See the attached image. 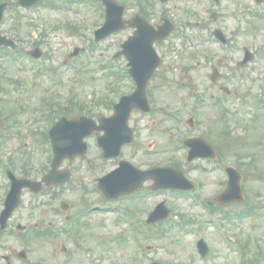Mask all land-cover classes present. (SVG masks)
Listing matches in <instances>:
<instances>
[{
  "label": "rangeland",
  "instance_id": "obj_1",
  "mask_svg": "<svg viewBox=\"0 0 264 264\" xmlns=\"http://www.w3.org/2000/svg\"><path fill=\"white\" fill-rule=\"evenodd\" d=\"M118 1L127 3L128 0ZM206 1L169 0L164 6L156 5V8L165 10L177 21L180 20L183 11L187 10L191 13L190 19L193 23L197 19L206 20L211 25L212 23L206 18V10L202 8ZM239 1L240 6L237 7V0H223L219 14L221 15L220 24L229 33L231 39L237 41L240 46L244 44L254 53L253 61L240 69L235 66V61L241 57V53L232 49L229 52L231 54L228 53L232 59L230 66L227 68L226 62L223 65L224 68L221 69L224 76L222 83L232 91H237L240 98H235L229 104L223 101L222 104L208 102L205 106H184L183 101L190 102V104L195 102L199 96V90L206 86L208 89L201 96L203 100L209 101L211 92L215 96H219L216 89H210L208 79H206L205 73L209 69L198 68L190 53L197 51L198 56L204 57L206 56L205 51L211 52L209 53L210 57L220 54L218 48L213 44L197 43V47L192 46L193 40L195 42L203 41L205 31L196 27L182 28L180 30L187 33L189 44L187 41L176 39L175 48H172L167 54L168 57H166L161 72L165 70L167 77L179 78V74L183 73L186 68L188 75L196 73L197 76L189 80L192 85L187 89L179 86L176 89L163 87L161 90H155L152 93L154 97L153 113L143 118L135 115L133 120L139 119L147 124L151 120L161 122L157 127L147 130V139L144 140L145 144L154 140L161 146H168L170 142L178 145L187 134L197 133L198 125L207 126L215 147L218 149V145L222 146L225 155L223 162L239 168L246 176L243 181L244 192L247 196L245 203L243 205L240 204L242 202L230 204L228 211L236 213L251 202L257 207L251 213L252 216H236L233 221H229L228 219L233 216L226 215L227 220L222 218V210L203 212L192 206L187 199H178L168 195L166 197L168 198L167 204L171 207L170 218L160 226H147L146 237L141 241L133 240V233H130L127 240L128 226L116 221L110 214H100L92 215L87 220L88 227H85L87 231L82 232L81 236L68 237L71 248L67 253L60 252L59 239L52 237L32 239L29 237L31 234L24 237L16 234L13 230L11 231L14 233L8 232L3 235L4 244L0 249L1 253L26 246L32 256L29 264H101V262L102 264H146L153 260L159 261L161 264H237L240 261L239 253L234 252L221 235L220 223L223 220L231 240L244 244L247 248L248 259H252V261L247 262V257L242 256L244 264H264V217H261V214L264 213V106L259 110L256 108L257 105H254L258 99L264 101V2L256 4L254 0ZM154 4L158 3L154 2ZM59 5L61 6L59 7ZM66 5L72 6L73 9H67ZM192 11L197 15L194 16ZM19 12L23 13L19 37L21 51L40 43L46 57L40 61V70H35L30 61L17 64L0 55V105L3 106L0 112V154L6 155L7 152H10V157H12V151H14L12 159L14 164L19 166L23 162H29L33 166L34 176L39 177L43 171L42 162L47 160V155L45 152L39 151L37 155L33 152L36 148V143L31 141L34 134L24 139L29 144L26 150L22 148L23 142L15 139L8 140L4 136L11 130L21 134L25 128L24 122L29 121L32 109L36 107L45 109L49 105L68 106L70 104L72 108L76 106L74 111H77L78 106L81 108L89 106L91 107L89 112H94V114H110V108L106 107L110 103L105 104V99L110 98L116 101L118 97L111 87L117 85L118 90L129 93L132 90V84L128 78L114 83L113 78L109 77V71L101 68L100 65L110 57L118 47V43L127 37L129 31H120L104 41L94 43L93 31L101 25L103 11L98 4H87L81 1L44 0L33 9L16 11V13ZM70 26H73L75 30L69 29ZM212 27L214 26L210 28ZM75 46L82 50L72 57L67 65H62L60 63L62 59L72 52ZM186 46L188 48L185 50L183 47ZM169 62L170 66L173 64L180 66V69L173 70L176 74H172V71L167 72L166 66ZM42 72H49L51 78L56 81L54 86L53 80L46 78ZM50 81L52 82L51 86H49ZM47 86L52 87L50 94H48ZM240 99H245L253 106L256 110L254 116L246 111L245 113L237 111ZM241 103L244 101L241 100ZM165 105L168 106L167 113L160 108ZM69 112L73 113L71 109L67 111L68 114H70ZM79 112L82 111L79 110L77 113ZM173 113L178 115L179 124L173 125V120L165 117L167 114ZM189 116H193L196 120L192 130L188 129L185 124V119ZM8 124H12L10 125L12 127L10 128ZM41 124L34 125V127ZM225 128L229 129V134L225 132ZM203 132L207 133L205 130ZM88 142L91 150L89 164L74 161L70 165L74 168V176L79 179L80 184H86L85 178H87L89 185H85V187L89 186L92 191L94 185L89 182V178L106 171L112 163L96 160L99 150L95 140L89 138ZM237 153L244 155L241 158L252 157L251 166L243 160H239L241 158L236 157ZM129 154L130 148L126 147L122 155L126 157ZM37 156L38 158L41 156V158L36 160ZM171 156L179 162L181 161L182 167L200 182L202 185L201 195L205 199L214 198L224 188L225 175L217 166H211L206 162L185 165L180 159V152L177 151H169L165 154L163 161H160L162 156L151 155L149 164L172 163L176 159L170 158ZM95 164H97L96 168ZM5 182L0 171V199L5 192L2 187ZM56 194L58 198H66L75 206H80L78 205L79 193L75 194L73 191L64 189ZM92 196L93 193H90L86 198L91 199ZM49 198V192L37 199L26 194L23 196L22 208L10 222L14 223L20 220L21 223H25L27 215L35 206L37 217L34 222H58V214L53 212L55 205L57 208V201L48 204ZM255 198H257L256 202ZM156 200L157 197L148 198L144 209L145 205L150 208ZM123 201L129 206L130 200ZM204 213L219 216L220 219L215 222L218 229L215 230L211 225L197 222L195 217H200ZM174 214L190 217L192 221L187 220L186 223L182 221L181 224L174 223V219L171 218ZM118 233L124 234L123 239H119V241H117ZM199 237H203L209 247L204 258L199 257L195 249V242ZM75 239L85 242L86 249L78 248ZM146 245L153 247L146 250ZM15 263L25 264L18 259Z\"/></svg>",
  "mask_w": 264,
  "mask_h": 264
},
{
  "label": "flooded vegetation",
  "instance_id": "obj_2",
  "mask_svg": "<svg viewBox=\"0 0 264 264\" xmlns=\"http://www.w3.org/2000/svg\"><path fill=\"white\" fill-rule=\"evenodd\" d=\"M7 1H8V4L5 8V11L7 12V11L15 10L16 6H17L16 0H0V4L7 2ZM165 1L162 3H166ZM136 2H138V1H136ZM152 6H153V2L143 0V7L142 8L139 5L137 6V9H131L129 7L127 9V11L133 10V14H130V16L127 15L126 20L128 22L131 21V19L133 18V15L135 13H138L143 19H145L147 22H149L154 28H157L159 26L160 16H164L165 13H163L162 11L158 13V11H156V9L153 8ZM204 8L206 9V7H204ZM5 11H4V18H3L4 22H5V16H6ZM211 16L214 17V20H211V22H212L211 25H209L206 22V20H197L196 19L193 23L194 27L199 28V30H207V31L210 30V33H211V29H210L211 26H214L213 30L218 29V26H219L218 23L221 22V20H219V15H217V14L213 15L212 14ZM209 17H210V15H209ZM4 26H5L4 23H2L0 25V35H2L4 37L6 36L8 38H11L14 41L15 46H16V44L18 42L17 37L14 34H12L10 31L3 30ZM15 28H17V26ZM15 28L13 27L12 29L14 31H16ZM130 31L132 33L133 29L131 28ZM167 43H169V42L168 41H161V42L156 41L154 43L155 51L157 52L158 56L160 57L161 63L156 68V70H155V72H154V74L150 80L149 89L152 93L155 90H160V88L162 87V83L167 79V74L165 73V70H164V72H161V69L163 68V65L165 63V58L167 57V54L169 53V51L167 50V48H168ZM205 53H206V56L204 57V56H198L197 51L192 52V57L195 58L194 60H195L196 66H202L203 64H205L206 68L211 69V67H213V63H216V65L218 64L219 69H222V68H224L223 65L226 62H227L226 67L228 68L230 66V63H231L230 55H227V56L216 55V56L210 57L209 53H211V52L205 51ZM196 56H198V58ZM167 68H169V66H166V69ZM181 75L187 80H191L192 78L197 76L196 73H194L193 75L190 73L188 75V70H186V68H184V72L181 73ZM208 75H209V72H206L205 76L208 77ZM222 80H224L223 73H221V75L219 76V79L216 82H211L209 80L210 89L211 90L216 89L217 91H222L221 89L224 86L222 83ZM207 89H208V86L205 87V90H207ZM51 108H52V110H48V112H46V114L44 115V120H45L44 121V128L46 130H48L53 125V123L55 121H57V119L61 116V112L67 111L66 108H68V107H66V106H54ZM133 127L135 130V132H134L135 141L133 142L132 147H131V154H132L131 159L133 160V158H135V160L142 162L141 166H143V164H144L143 162L146 163V154H147L144 151L143 146L145 144L144 140L147 139V130L148 129L145 127V124L143 122L139 123L138 121L134 122ZM45 135L47 136V131H46ZM47 139H48V137H47ZM43 140H44V138H43ZM48 141H49V139H48ZM96 159L98 160V158H96ZM76 160H81V159L78 158ZM67 162L68 161H64L63 165H61V168L67 167L71 171V174H73V172H75V170L72 166L68 165ZM96 167H97V164H95V168ZM48 168H49V166H48ZM48 168H47V170H48Z\"/></svg>",
  "mask_w": 264,
  "mask_h": 264
},
{
  "label": "water",
  "instance_id": "obj_3",
  "mask_svg": "<svg viewBox=\"0 0 264 264\" xmlns=\"http://www.w3.org/2000/svg\"><path fill=\"white\" fill-rule=\"evenodd\" d=\"M102 1L106 5V22L101 29L97 30L96 35L98 36H96V39L107 35L115 29L113 26L115 24V19L119 18L122 11V9L116 6L113 1ZM247 59L248 58H246V60ZM143 84H141L142 86H138L137 90L133 94L121 98L120 102L115 105V112L111 117L101 119L102 124H104L102 128L106 132V134L101 138V144L107 153H117V149L122 141L120 137L125 133L126 120L130 110L134 107L146 109L144 108L147 102L143 89L145 85ZM82 119L83 118L80 120ZM114 175L115 174L108 176L106 181H110ZM233 184L234 175L233 177L231 175L230 188L228 190L232 189ZM113 185L114 187H117L119 186V182L116 181ZM105 188L110 190L112 187L110 185H105ZM223 196L224 195L220 196V200H224Z\"/></svg>",
  "mask_w": 264,
  "mask_h": 264
}]
</instances>
